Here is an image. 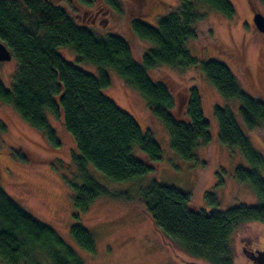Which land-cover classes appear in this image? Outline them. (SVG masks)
Wrapping results in <instances>:
<instances>
[{
  "label": "trees",
  "instance_id": "obj_1",
  "mask_svg": "<svg viewBox=\"0 0 264 264\" xmlns=\"http://www.w3.org/2000/svg\"><path fill=\"white\" fill-rule=\"evenodd\" d=\"M96 1L77 0L86 7ZM99 1L116 11L120 8L117 0ZM202 4L229 18L235 13L230 0H181L157 25L133 19V32L155 44L139 62L123 36L96 34L79 24L59 3L0 0V41L18 60L12 88L0 80V101L12 104L40 130L48 147L57 149L61 145L56 125L51 124L48 114L59 120L73 139L77 151L71 152V159L76 174L66 180L73 189L74 216L78 218L100 196L130 200L127 192L111 191L101 185L88 166L111 180L127 181L154 170L155 162L162 158L161 146L152 133L142 131L136 119L106 95L105 89L110 85L106 68H113L144 97L150 114L168 129L171 149L183 158H193L197 147L212 139L199 90L186 85L179 104L173 87L152 78L149 70L159 64L198 65L223 96L239 100L237 112L230 106L214 107L218 136L228 146L238 147L249 161L250 167H238L236 176L254 189L258 203L223 210L200 207L192 202L189 193L156 180L140 189L138 202L155 227L176 247L210 264H233V232L251 221L264 223V155L254 148L237 117L248 129L257 131L264 143V100L244 91L225 63L213 58L198 59L187 47L198 37V25L205 18L206 14L199 11ZM69 6L74 3L69 2ZM127 10L133 17L147 11L135 4ZM61 47L72 48L78 61L97 65L98 72L85 71L67 61ZM5 129L0 121V130ZM24 152L18 150L23 161L39 160L31 152ZM71 234L83 249L95 251L96 242L86 226L74 223ZM37 252L44 256L40 258ZM0 260L4 264H44L47 260L51 264H86L55 228L23 209L1 185Z\"/></svg>",
  "mask_w": 264,
  "mask_h": 264
},
{
  "label": "rangeland",
  "instance_id": "obj_2",
  "mask_svg": "<svg viewBox=\"0 0 264 264\" xmlns=\"http://www.w3.org/2000/svg\"><path fill=\"white\" fill-rule=\"evenodd\" d=\"M118 1L120 8L111 14L109 24L108 21L105 24H86L98 35L116 33L123 36L130 44L133 58L142 62L143 55L155 44L137 36L130 22L139 19L157 25L158 20L181 0H128L147 10L135 17L127 10V0ZM230 1L235 8L230 18L202 4L199 11L206 14L205 18L198 25V37L187 47L198 59L213 58L225 63L244 91L264 100V33L256 28L252 19V12L264 13V2ZM70 7L75 17L77 13L82 15L86 6L75 1L74 6ZM78 19V22H82ZM60 51L67 61L81 69L98 72L97 65L78 61L72 48L61 47ZM17 69L18 60L14 55L10 60L0 61V80L9 89L12 88ZM106 70L110 76L106 95L128 111L142 131H150L162 149V158L155 162L154 170L133 180L114 181L93 166H88L101 185L111 191L127 192L130 200L100 196L88 210L75 217L73 189L66 180L73 179L76 174L71 159V152L77 151L73 139L65 132L62 123L48 114L51 124L56 125L61 141L57 149L48 147L41 131L26 121L12 104L2 101L0 121L6 129L0 130L1 187L23 209L55 228L86 264H210L190 256L161 234L138 202L139 191L156 180L189 193L192 202L200 207L223 210L240 205H256L258 197L254 189L247 182H240L236 176L238 167L247 168L250 163L238 147L228 146L219 139V124L214 114L217 105L230 106L237 112L239 100L223 96L198 65L173 67L159 64L149 70L152 78L173 87L179 104L186 85L196 86L199 90L212 139L208 144L199 145L193 158H183L171 149L168 129L158 117L150 114L146 100L139 91L113 68ZM237 119L254 148L264 155V143L258 132L248 129L240 117ZM18 150L24 154V151L27 154L31 152L39 160L23 161L19 158ZM53 161L57 164L52 165ZM209 193L212 195L208 196ZM74 223L83 224L91 231L96 242L95 251L83 249L73 238L71 226ZM253 236L258 237L256 246H264V223L251 221L233 232L230 238L233 264H253L240 249L241 243ZM37 253L40 258L44 256ZM43 263L51 264L48 260ZM0 264L4 262L0 260Z\"/></svg>",
  "mask_w": 264,
  "mask_h": 264
},
{
  "label": "flooded vegetation",
  "instance_id": "obj_3",
  "mask_svg": "<svg viewBox=\"0 0 264 264\" xmlns=\"http://www.w3.org/2000/svg\"><path fill=\"white\" fill-rule=\"evenodd\" d=\"M52 1L59 3V6L64 7L71 14H72V11L70 9L69 2H73V3L75 1L77 2V0H52ZM118 3H119V1H118ZM130 4L132 5V3H130V2L126 3L127 9H128V6ZM135 5H136V7H140V5H138L137 3H135ZM115 12H116V10L113 9V7L108 5L106 2L104 3V2L98 0L93 5L85 7L84 13L82 15H80L78 13L74 14V15L77 19L78 18L81 19L82 22H78L79 24L88 26V24H97V23L105 24V23H107V21L109 24L111 14H114ZM253 14H254V12H252V19H253ZM75 17H73V18L75 19ZM86 23H88V24H86ZM257 241H258L257 236H253L252 239H249V241L245 240L243 243H241V246H240L241 251L243 252L246 250L263 249L264 246H256L255 242H257ZM249 261H250V263H253L251 260H249Z\"/></svg>",
  "mask_w": 264,
  "mask_h": 264
},
{
  "label": "water",
  "instance_id": "obj_4",
  "mask_svg": "<svg viewBox=\"0 0 264 264\" xmlns=\"http://www.w3.org/2000/svg\"><path fill=\"white\" fill-rule=\"evenodd\" d=\"M253 22L256 28L260 32L264 33V13L261 11H254ZM11 58L12 52L2 41H0V61L10 60ZM243 254L254 264H264V248L257 250H246L243 251Z\"/></svg>",
  "mask_w": 264,
  "mask_h": 264
}]
</instances>
